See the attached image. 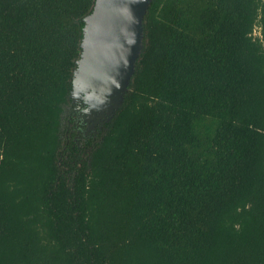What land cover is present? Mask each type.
I'll return each mask as SVG.
<instances>
[{"label": "trees", "instance_id": "trees-1", "mask_svg": "<svg viewBox=\"0 0 264 264\" xmlns=\"http://www.w3.org/2000/svg\"><path fill=\"white\" fill-rule=\"evenodd\" d=\"M95 1L0 0V264H264V0H150L84 136L62 116Z\"/></svg>", "mask_w": 264, "mask_h": 264}, {"label": "water", "instance_id": "water-1", "mask_svg": "<svg viewBox=\"0 0 264 264\" xmlns=\"http://www.w3.org/2000/svg\"><path fill=\"white\" fill-rule=\"evenodd\" d=\"M149 2L96 0L84 19L82 61H77L78 72H73L70 98L74 85L75 93H83V100L91 104V112L111 104L115 111L119 108L141 51L142 18Z\"/></svg>", "mask_w": 264, "mask_h": 264}, {"label": "rangeland", "instance_id": "rangeland-1", "mask_svg": "<svg viewBox=\"0 0 264 264\" xmlns=\"http://www.w3.org/2000/svg\"><path fill=\"white\" fill-rule=\"evenodd\" d=\"M254 34L258 35V30H255ZM81 61L82 58H80L79 62L81 63ZM78 67L79 66L76 67L74 72H78ZM73 89L74 94L71 95V103L68 107H66V111L64 112L62 119L64 120V124L67 125L70 124L69 119L73 118V122L71 123V125L74 127V129L78 133L81 132V134L84 136H89L97 132V130L100 129L104 125V123L111 117V115L115 111V106L111 104L104 109L101 107L91 112L92 106L91 104L83 100L84 94H76L74 85ZM80 104H82V106L79 108L80 111H76V108L78 109V106ZM116 105H118V103H116ZM84 111H87L88 113H84Z\"/></svg>", "mask_w": 264, "mask_h": 264}, {"label": "flooded vegetation", "instance_id": "flooded-vegetation-1", "mask_svg": "<svg viewBox=\"0 0 264 264\" xmlns=\"http://www.w3.org/2000/svg\"><path fill=\"white\" fill-rule=\"evenodd\" d=\"M68 107V106H67ZM66 108V107H65ZM72 119V118H71Z\"/></svg>", "mask_w": 264, "mask_h": 264}]
</instances>
